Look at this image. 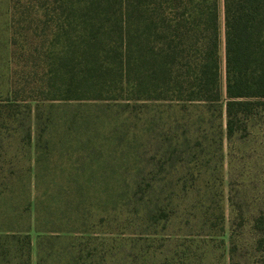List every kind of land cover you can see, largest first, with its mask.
I'll list each match as a JSON object with an SVG mask.
<instances>
[{"label": "trees", "instance_id": "16d2710c", "mask_svg": "<svg viewBox=\"0 0 264 264\" xmlns=\"http://www.w3.org/2000/svg\"><path fill=\"white\" fill-rule=\"evenodd\" d=\"M9 3L13 57L32 71L0 99V264H34L35 250L36 264H264L254 178L242 172L241 196L230 182L226 242L222 166L199 163L204 150L161 159L192 128L203 148L208 125L221 152L264 114V0ZM111 104L135 121L125 132L107 129ZM161 109L202 115L180 136Z\"/></svg>", "mask_w": 264, "mask_h": 264}, {"label": "rangeland", "instance_id": "374dc122", "mask_svg": "<svg viewBox=\"0 0 264 264\" xmlns=\"http://www.w3.org/2000/svg\"><path fill=\"white\" fill-rule=\"evenodd\" d=\"M13 14V10L11 8V4L9 3V0H0V99L6 98L7 93L10 90V86L13 84L14 81H17L19 84H22V78L24 75H27L28 72L32 71L31 65L26 66L23 61H21L18 57H13V49L11 46V17ZM221 89L223 95H225V87H226V73H225V42H224V18L223 13L221 17ZM25 66V67H24ZM64 106V105H63ZM74 106V105H73ZM73 106H67L62 107L61 110L67 111V113H73L75 108ZM106 109V108H104ZM106 114L109 115V117L112 119V124L110 123V126L107 127V129H113L114 126H120L124 124V127L120 128L122 132H125V130H128V125L132 123L134 125V120L128 121V123H125V117L128 116L127 114H123L122 107L117 106L116 104H111L107 108ZM163 114V118L177 120L173 125L180 124L182 125L181 128L176 132L180 136L183 135V133L189 128V126L185 127L186 122L189 120V117L192 119V121H195L198 116L202 115L201 110L194 111L191 110L190 113H185L180 111L179 109L176 110H167V109H161ZM152 112L151 114H153ZM207 120H210L211 118L208 117V114L205 115ZM210 127V125H208ZM206 126V132L205 135H207V139L204 140L203 148H196L195 142L197 137L203 136V133H196L194 132L195 128L191 129V132L188 134L186 138L191 139L190 142L186 145H182L180 147L181 153L178 152V154H175L176 157L171 159V156L169 153L165 154L163 153V156L161 157L162 162L168 161L167 166L176 165L179 163L180 158L184 159L185 164L190 162L192 159V156L200 150H204V153L200 154L199 157V163H208L210 164V167H221V174H222V180H223V186L221 190L223 191V197H224V205H225V213H226V233H225V240L228 242L229 237V203H228V197H229V185L236 175L235 186L239 192V195H243V189L247 187L253 188L258 187L257 194H263L261 193L264 190V114L258 115L255 119H253L250 122V127L248 130V133L241 132L237 139L233 141V143L229 144L227 140L224 142L223 150L219 151L218 143L215 142V132L216 129H210ZM175 131V130H174ZM173 131V132H174ZM163 132L168 134V126L164 128ZM172 133V131H171ZM199 134V135H198ZM185 138V137H184ZM181 137L180 142L182 144V141L184 139ZM118 145V146H117ZM116 147L118 150L124 149V152L121 153L122 160L119 161L118 164H126L127 159L126 156L127 152L131 150L127 145L124 144H117ZM134 147V146H133ZM168 146L165 147L166 150H168ZM64 150V149H63ZM186 150V151H185ZM185 151L183 154L182 152ZM64 152V151H63ZM120 154V152H118ZM118 154V155H119ZM222 154V158H221ZM233 156V157H232ZM131 159V158H130ZM129 160V159H128ZM193 162H196L193 160ZM189 164V163H188ZM180 165V164H179ZM193 165V164H190ZM234 166L235 172L230 173V166ZM242 172L245 173V175H249L253 177L251 181L249 180L245 188L243 187V179L241 177ZM191 197H194L192 195ZM128 237V235H126ZM132 237H137L135 235H132ZM214 243H211V246H214ZM137 248L140 247V245H136ZM214 248V247H213ZM36 250L34 252V264L37 263L36 258ZM221 251H214L213 254H211V261L215 263L219 258ZM136 251H132V256H136ZM228 259L227 257L220 258V264H227Z\"/></svg>", "mask_w": 264, "mask_h": 264}]
</instances>
